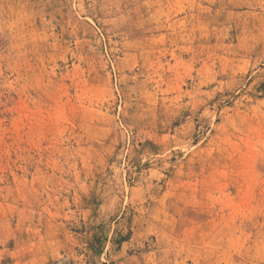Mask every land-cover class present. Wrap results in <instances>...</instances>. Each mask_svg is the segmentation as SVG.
Listing matches in <instances>:
<instances>
[{
	"label": "rangeland",
	"instance_id": "1",
	"mask_svg": "<svg viewBox=\"0 0 264 264\" xmlns=\"http://www.w3.org/2000/svg\"><path fill=\"white\" fill-rule=\"evenodd\" d=\"M0 264H264V0H0Z\"/></svg>",
	"mask_w": 264,
	"mask_h": 264
}]
</instances>
